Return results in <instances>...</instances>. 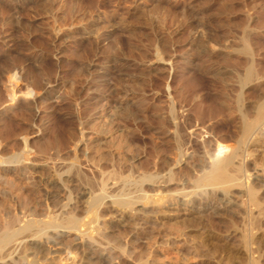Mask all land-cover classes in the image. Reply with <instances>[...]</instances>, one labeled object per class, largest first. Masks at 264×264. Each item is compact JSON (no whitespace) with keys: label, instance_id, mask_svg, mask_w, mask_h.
<instances>
[{"label":"rangeland","instance_id":"374dc122","mask_svg":"<svg viewBox=\"0 0 264 264\" xmlns=\"http://www.w3.org/2000/svg\"><path fill=\"white\" fill-rule=\"evenodd\" d=\"M245 47L253 50L249 59L260 78L241 91L236 77L245 70ZM263 58L264 0H0V132H11L4 124L12 122L40 145L73 136L82 144L76 153L82 161L74 166L96 180L118 166L129 185L171 173L165 187L144 184L147 201L131 211L112 203L119 185L107 182L106 207L90 217L102 234L93 237L113 250L112 259L106 256L111 264H264V126L262 138L248 144L250 156L234 161L246 172L226 185L229 191L192 184L201 175L198 165L207 171L235 146L215 142L226 132L216 123L226 117L200 116L201 97L215 88L226 101L240 91L255 106L264 99ZM171 105L177 121L193 125L178 165ZM158 109L166 119L161 130ZM13 140L22 137L5 142ZM59 155L68 157L64 170L75 153L69 148ZM166 159L170 165L157 171ZM38 171L55 180L50 170ZM13 174L7 178L15 180ZM47 185L64 203L67 192L55 181ZM77 186L74 194L82 189ZM88 197L76 205L79 216ZM72 233L65 231L49 264L86 263L80 234Z\"/></svg>","mask_w":264,"mask_h":264},{"label":"bare ground","instance_id":"6f19581e","mask_svg":"<svg viewBox=\"0 0 264 264\" xmlns=\"http://www.w3.org/2000/svg\"><path fill=\"white\" fill-rule=\"evenodd\" d=\"M250 49L246 47L241 48V50L238 49L241 55H244L243 58L246 57V62H244L245 67L242 64L245 70L242 75L238 73L239 76L236 77V84L241 91L260 78V74H257L259 72L257 70V72L254 71L253 63L249 59L253 51ZM236 52L240 55L239 51ZM238 92L235 96L230 97L228 95L227 102V100H223L221 92L219 93L217 90L215 92V88L214 91L208 89L197 105L200 116L201 114H206L212 116L209 118L213 119H215L213 116L224 115L226 117V119L222 118L223 121L221 120L216 123L217 128L221 130L225 129L226 132L224 131L223 137L217 138L215 142L225 143L226 141H234L235 146L229 148L224 155L213 159L207 171L204 170L205 167L203 168V166L198 165L200 169L197 172L200 173L201 171V175L192 183L195 188L213 187L217 190L218 187H225L227 184V186H230L235 180L238 181V177L240 178V176L245 174L246 167L240 166L239 168H235L234 161L241 157L247 159L250 156L247 149L253 136L257 139L262 138L264 99L258 100L259 102L256 99L257 104L249 107L245 103L243 94L240 91ZM11 95L12 98L16 97L15 93H11ZM232 109L237 113V116L234 118H232ZM160 110L158 109L155 112L154 118L158 128L161 130L166 124V119H164ZM168 113L169 122L174 128V137L171 139L172 142L170 144L176 150L174 162L175 165H178L183 161L185 156L182 150L185 144L184 138L189 131L188 128H192L193 125L190 119H185L183 122L177 121L178 118H176L177 116L175 117L172 105ZM4 126L8 129H13V133L9 131L4 135L5 130L3 133L0 132V264H49L48 260L53 261L57 255L52 250L55 249L60 238L66 235L65 231L67 234L72 232L80 234L76 238L79 241L77 244L80 246L78 249H81V252L84 254L82 262H86L85 264H111V260L109 261L107 257L113 254V250H111V247L107 243L103 242L104 238H101V240L98 238L99 240L97 241L93 237L94 232L95 236L101 237L102 234L99 233L100 230L98 228H95L97 226H91L94 224L95 218L90 217L97 216L101 206L100 210L106 207L104 200L107 198V182L114 180L119 185L118 192L114 196L116 199L112 203L122 209L130 210L136 203H146L145 201H147L148 197L142 195L144 184L148 183L160 188L162 184L165 187V185L167 186V184L173 181L171 173H168L166 178L156 173L141 176L129 185L121 177V172L124 170L121 166L116 167L117 169L106 176L103 173L101 180H96L95 177L94 180V178H89L87 175L82 174L78 169L79 166H74L80 165L82 161H80L81 157H79L80 152L78 151L77 153V149L82 144L81 141L74 140L73 136H69V139L63 143L53 141L44 145L33 144L29 141L27 132L19 128V126H15L12 122L5 123ZM12 136H21V142L13 140V143H6L5 140H8ZM171 145L170 147H172ZM203 147L206 154H209L210 144L203 142ZM69 148L72 149L75 155L72 160L69 158L72 164H69V167L66 166L67 168L65 167L62 170V167L68 161V157L65 159L59 154ZM169 162L166 159L161 165H156L157 171L168 167L170 165ZM42 168L50 170L52 176L55 177L54 181L56 185L67 192L66 197L63 198L64 203L59 204L60 202L57 201V194L54 191L56 189L55 186L48 188L49 184L47 185V183L50 182L51 184L54 181L50 177L42 178L43 174H40L41 172L38 171ZM13 172H15L13 175L17 181L19 180L18 182L16 179L7 178ZM23 183L28 187L23 188ZM76 184L82 187L81 190L77 191L79 192L78 194H74L73 191V187L77 186ZM227 186L223 191H229ZM96 189L100 191V194L93 196ZM252 195V193H249V197H252ZM84 197H88L85 211L83 212L84 215L79 216L80 210L76 205L80 202L79 199ZM122 197L126 198L122 199ZM61 230H64V232H61ZM114 264L118 263L115 262Z\"/></svg>","mask_w":264,"mask_h":264}]
</instances>
